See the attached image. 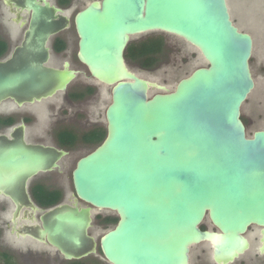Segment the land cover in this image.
Wrapping results in <instances>:
<instances>
[{
    "label": "water",
    "instance_id": "1",
    "mask_svg": "<svg viewBox=\"0 0 264 264\" xmlns=\"http://www.w3.org/2000/svg\"><path fill=\"white\" fill-rule=\"evenodd\" d=\"M30 13L23 41L0 61V106L21 107L64 93L77 71L50 67L49 39L68 26L48 0H4ZM17 15L16 22L21 21ZM78 61L91 79L111 87L106 136L72 171L73 204L41 212L31 236L65 259L95 252L92 210L115 212L100 239L109 264H190L191 248L210 246L214 264H232L259 228L264 256V130L247 136L241 108L254 91V41L231 20L226 0H100L74 18ZM160 32L195 48L206 67L171 91L132 72L124 54L132 37ZM156 90L150 96V91ZM0 136V196L16 223L28 182L51 172L67 152L25 142V126ZM79 202L86 206L80 207ZM208 221L213 230L200 227Z\"/></svg>",
    "mask_w": 264,
    "mask_h": 264
},
{
    "label": "rangeland",
    "instance_id": "2",
    "mask_svg": "<svg viewBox=\"0 0 264 264\" xmlns=\"http://www.w3.org/2000/svg\"><path fill=\"white\" fill-rule=\"evenodd\" d=\"M91 1L93 0H75L70 10L74 14ZM226 1L234 25L241 31L249 33L254 41L250 69L255 88L241 108V119L246 127L247 136L251 137L253 132L264 130V0ZM50 2L53 3L54 0H50ZM3 4L4 0H0V41L8 43L12 51L13 47L21 39L20 30L17 29L16 25H11L8 22L10 18H13V15L8 13L7 8ZM1 13H5V17ZM5 29L6 31H11V29L16 30L17 33L9 39L7 38ZM70 36L76 41L73 32H70ZM159 37L164 43V52L161 55L160 63L156 67L145 70L137 64H127L129 69L139 77L157 82L172 91L180 79L187 77L197 68L206 67V63L195 48L182 39L172 35L160 32L137 35L131 38L129 45L149 38ZM62 62L59 57L54 56L50 59L48 65L60 69L63 64ZM71 69L78 71V74L64 93H58L53 98L30 106H24L20 109L15 105L5 107L11 111L27 110L34 113L37 123L35 125L32 124L34 128H32V131L31 128L29 129L31 132L28 130V140H32L34 137L35 139L40 137L41 141L52 145L51 142H57V136L62 131H67L76 136L77 140L70 148V155L61 161V165L64 166V173L59 174L55 171L38 178L46 182L49 188L61 190L65 195V202L69 204L73 200L71 173L76 162L100 145L85 144L82 141V137L97 129L104 130L106 133L105 110L111 102V87L101 85L91 79L86 68L79 63L72 64ZM89 88L92 90V94L87 93V89ZM79 93L84 97L77 99L76 96ZM155 93L159 92L151 90L149 94L152 96ZM79 205L81 207L86 206L82 202H79ZM94 215L96 218H99L102 215L111 216L113 213L109 211H95ZM9 216L10 210L1 212L0 208V252L8 251L14 255L15 251L8 245L6 242L7 239L5 238L6 240H4L1 237L2 231L7 232L4 224L9 219ZM1 223L3 226H1ZM202 225L213 230V226L208 219ZM113 227V225L104 226L96 237L102 236L107 231L112 230ZM5 236L9 240L8 233ZM246 237L250 243L249 251L232 264H264V256L258 255L256 251L259 245V228L251 227ZM4 263L6 264V261L0 257V264ZM190 264H214L211 259L210 246L203 243L192 247Z\"/></svg>",
    "mask_w": 264,
    "mask_h": 264
},
{
    "label": "flooded vegetation",
    "instance_id": "3",
    "mask_svg": "<svg viewBox=\"0 0 264 264\" xmlns=\"http://www.w3.org/2000/svg\"><path fill=\"white\" fill-rule=\"evenodd\" d=\"M93 1H100V0H93ZM48 2L51 5H54L56 8L61 9V11H62L61 15L67 17V19H68V26L49 39L47 47L49 48L50 59L54 56L59 57L63 61L62 67L60 69L63 68L64 63H68L70 66V69H71L72 64H75V63L81 64L77 58L78 36H77L75 25H74V18L76 16V14L78 12H80L81 10H83L90 2L85 7L76 11L74 14H73V11L70 9L72 8V5L75 2V0H54L53 3H51L50 0H48ZM3 5L7 8L8 13L13 15V18H10V19L8 18L9 19L8 22L11 25H16L17 29L20 30L21 39H20V41H18L19 43L15 47H13L12 51L10 50L8 43H6L4 41L6 43L7 49H6L5 54L0 57V61L8 58L11 55V53L13 52V50L16 47L21 45V43L23 41L25 30L27 28L29 18H30V13L27 11L21 12L20 10L18 11L16 9H13V8L6 6L5 3ZM69 11H71V12H69ZM1 14L5 17V13H1ZM18 14L20 15L19 17L21 18V21L16 22ZM5 31H6V29H5ZM70 32L74 33V35L76 37V41H74L73 38L70 36ZM16 33H17L16 30H12V29H11V31H9V30L6 31L7 38L10 39L13 35L15 36ZM73 48H74V50H73ZM50 59H49V61H50ZM87 91H88V89H87ZM92 93L93 92H90V94H92ZM78 95H82V94L79 93ZM12 105H15L18 109H20V108H23L24 106H30L33 104H25V105L19 107L10 100L5 101L0 106V136H6L8 139H11L10 133L13 131V129L17 128L21 124H23L25 126V142L26 143L32 144V145L52 146V147H55L59 150H63L65 152H67V155L64 158H66L70 155V152H71L70 148L60 147L58 141L55 143L51 142L52 145H49L48 143L41 141L40 137H38V139H35V137H34V138H32V140H28L27 132L29 133L30 128L32 131V128H34V127H32V124L35 125L37 123V119H35L34 113H32L30 111H27V110L26 111H24V110L23 111H19V110L11 111L8 108H5L6 106L8 107V106H12ZM242 122H243V120H242ZM53 143H54V145H53ZM61 161L58 163L59 167L57 169H55L51 172L40 173V174L36 175L35 177H33L28 182L27 192H28L29 198L32 201V203L37 208H39V210H40L39 213L35 214V220L34 221H32L33 211L31 210V208L30 207H24L20 212L19 218H17L16 223L14 224L13 213L15 211V206L9 198L0 196L1 197V199H0L1 212L10 210L9 219L4 224L5 230L7 231L6 233H8L10 238L8 240V238L5 236V234H6L5 231L1 232V237L4 238V240L7 239L6 242L15 251L14 255L10 254L8 251H1L0 252V255H1L0 257L4 261L7 260L6 264H8V263L9 264H109L106 261V259L104 258L102 251H101V247H100V239L105 233L98 238L96 237V235L99 234V231L104 226L106 227L108 225H113L114 226L113 229L115 228V226L119 220V218L115 212L109 211V212H112L113 215H111V216L110 215H102L101 217L96 218V216L94 215L95 211L102 212V211H108V210H102V211H98L96 209L92 210V222H91V227L89 228L88 234L95 241V252L90 253L87 256L82 257L80 259H70V260L65 259L64 256L57 249H55L54 247L49 245L47 242L38 241L37 239L32 237L30 234L32 228L34 229L36 225H40L39 216H40L41 212L48 211V210L52 209L53 207L61 205V204H69V203L65 202V195L63 192H61V190H59L61 192L60 202L58 204L51 206V207H48V208L39 206L35 202V199L33 197V189H35V188L41 187L44 189L46 188L48 190H53L52 188L48 187V184L46 182L39 180L38 178L41 176H45L49 173H53L55 171L59 174L64 173V166L61 165ZM71 175H72V173H71ZM71 181H72V178H71ZM72 187H73V185H72ZM72 204H73V200H72V203L69 205H72ZM1 226H3V224Z\"/></svg>",
    "mask_w": 264,
    "mask_h": 264
},
{
    "label": "trees",
    "instance_id": "4",
    "mask_svg": "<svg viewBox=\"0 0 264 264\" xmlns=\"http://www.w3.org/2000/svg\"><path fill=\"white\" fill-rule=\"evenodd\" d=\"M7 46L4 41H0V57L6 52ZM164 52V43L159 38H149L142 40L138 43H132L127 46L125 50V60L127 64H137L145 70H150L156 67L161 61V55ZM91 89H88L87 93L90 94ZM77 99L83 98V95H77ZM106 136L104 130H94L82 137V141L85 144H100ZM59 146L62 148H71L76 143V136L62 131L57 136ZM33 197L35 202L41 207H51L58 204L61 200V192L59 190H48L44 188L33 189ZM202 230L206 227L201 225ZM1 256V255H0ZM7 262V260H6ZM9 264V263H8Z\"/></svg>",
    "mask_w": 264,
    "mask_h": 264
}]
</instances>
